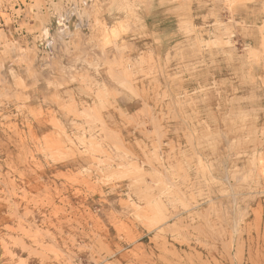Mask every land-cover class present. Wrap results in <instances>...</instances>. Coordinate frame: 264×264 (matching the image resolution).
I'll return each mask as SVG.
<instances>
[{"label":"rangeland","instance_id":"obj_1","mask_svg":"<svg viewBox=\"0 0 264 264\" xmlns=\"http://www.w3.org/2000/svg\"><path fill=\"white\" fill-rule=\"evenodd\" d=\"M0 264H264V0H0Z\"/></svg>","mask_w":264,"mask_h":264}]
</instances>
